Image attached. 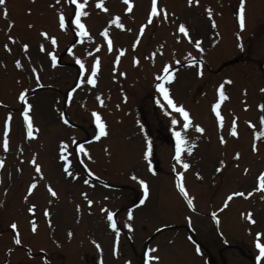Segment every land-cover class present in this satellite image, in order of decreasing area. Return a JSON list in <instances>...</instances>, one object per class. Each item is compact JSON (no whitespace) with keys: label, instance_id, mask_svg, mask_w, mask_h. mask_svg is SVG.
<instances>
[{"label":"rangeland","instance_id":"obj_1","mask_svg":"<svg viewBox=\"0 0 264 264\" xmlns=\"http://www.w3.org/2000/svg\"><path fill=\"white\" fill-rule=\"evenodd\" d=\"M131 2L132 10L125 13L122 0H103L108 12L96 8V0H87L84 11L89 15L81 20L89 35L79 36L78 43L71 23L75 5L67 0H6L0 6V160L4 161L0 167V264H139L144 250L159 257L150 264H203L197 253L227 244L249 249L254 264H264V258L257 262L255 248L257 232L264 243V191L259 190L264 185L260 176L264 172V126L260 123L264 117V0H245L243 6L240 0H193L192 4L188 0H157L158 8L166 9L167 19L161 13L146 24L135 49L132 43L139 26L146 23L151 0ZM58 13L66 17L63 30L58 26ZM114 16L120 17L123 29L108 23ZM181 23L190 39L178 31ZM105 27L114 45L112 53L106 51L100 35ZM41 31L55 37L57 44L53 46ZM197 40L203 51L195 46ZM23 44H28L26 50ZM66 46L72 49L71 54ZM118 49L124 54L114 64ZM49 51L58 61L55 67ZM134 57L139 61L135 66ZM77 58L84 63L86 74L99 58L95 86L85 81L76 88L77 82L85 80L75 63ZM16 60L21 68L16 67ZM164 64L170 65L174 77L164 86L174 102L190 114L192 126L187 129L182 127V116L167 108L155 89L159 82L155 77L163 75ZM119 72L126 75L120 77ZM221 84L226 99L217 93ZM40 85L49 87L25 96L33 125V137L29 138L18 96L20 91L26 95ZM55 90L71 92L65 112ZM217 100L222 117L219 123L211 110ZM92 111L100 115L107 135L78 145L77 149L83 145L87 152L84 155L76 149L78 163L73 143L84 138L85 132L91 133L90 125L95 124ZM63 116L75 127H69ZM6 119L7 151L3 148ZM173 119L176 125L171 123ZM140 120H144L142 124ZM233 120L235 137L230 135ZM194 125L204 132H196ZM173 131H180L194 145L191 154L182 153L190 165L187 170L172 159ZM162 136L174 140L164 142ZM61 141L67 145L66 161L59 159ZM149 145L154 148L157 172L148 170L150 155L148 160L143 158ZM236 153L239 159L234 158ZM34 155L42 176L29 163ZM221 161L224 167L217 172ZM65 162L71 175L63 169ZM174 168L193 200L191 209L175 185ZM140 180L147 185L146 196ZM32 182L37 186L28 194ZM49 186L55 196L48 192ZM254 188L257 191L247 196ZM233 192L245 196H234L225 207L226 197ZM85 196L93 201L91 205ZM30 205L35 206L33 213L27 211ZM108 211L113 213L115 229L108 227ZM249 212L254 223L246 218ZM13 222L17 224L15 232L10 227ZM182 225L193 230L192 240ZM17 236L18 245L14 243ZM234 252L226 254L232 257ZM236 261L246 264L244 259Z\"/></svg>","mask_w":264,"mask_h":264},{"label":"snow or ice","instance_id":"obj_2","mask_svg":"<svg viewBox=\"0 0 264 264\" xmlns=\"http://www.w3.org/2000/svg\"><path fill=\"white\" fill-rule=\"evenodd\" d=\"M5 2H6V0H0V6L5 5ZM56 2L59 3V0H56ZM188 2H189V4H192L193 3V0H188ZM197 2H198V0H197ZM244 2H245V0H240L241 6H243ZM67 3L72 4V5H75V16H74V18L71 19V23L75 26L76 35L78 37L79 36H88L89 34L86 31L85 24L81 20L82 17H86V16L89 15V13L87 11H84V9L86 7V4H87V0H84V2H78V0H67ZM122 3H123V5L126 6L123 9V11L125 13H128V12H130L132 10L133 4H132L131 0H122ZM95 7L98 8V9H100L103 12H108V9L103 4V0H96ZM206 11H208L209 16L211 17V11L209 9H206ZM240 11H241V15L239 17V22H240V27L243 28L244 27L243 7H241V10ZM29 12H30V9H29ZM161 13L164 14V18L167 19L166 9H164V8H158L157 0H151V8H150V11L148 12L147 19H146V23H143V24H141L139 26V32H138V34H137L134 42L132 43V48L133 49H135L137 47V44H138V42L140 40V37H141V35L143 34V32L145 30L146 24H151L153 22V18L154 17H158V15L161 14ZM3 15L5 17L7 16L6 9L3 11ZM65 20H66L65 15L63 13H58V26H59V28L61 30H63L65 28ZM108 23L109 24H114L119 29H123L124 28V25L122 23H120V17L119 16L112 17V19H110L108 21ZM11 26L12 25L10 23L9 24V28H11ZM29 27H31V25H29ZM213 27H215L214 24H213ZM129 31H131V29H129ZM178 31L180 33H182L185 38H189L190 39L189 34H188V30L186 29V27H185V25L183 23L179 24ZM40 35L42 37H44L46 40H50V42H51V44L53 46H55L57 44L56 38L49 36V34L47 32L41 31L40 32ZM100 35L103 36L104 40L107 42L108 51L109 52H112L113 51V44H112V40L109 38L108 28L105 27L100 32ZM8 39L10 41H13L14 42V38L13 37L9 36ZM89 39H91V37H89ZM195 46L200 51H203V49L200 48V41L199 40L195 41ZM4 47H5L6 50H9L10 51V49H8V45L7 44L4 45ZM21 47H22L23 50H26L28 48V44H23V45H21ZM40 51L41 52H44L45 51V48H44L43 45L40 46ZM68 52L71 54L72 49L69 48L68 49ZM123 54H124V51L122 49H118L117 50L116 57H115V60H114L113 63L114 64L115 63H118L119 60H120V57ZM47 55L51 58V64H52V66L55 67L56 66V56L52 52H50V51L47 52ZM189 59L191 60L192 63H195V60H192L191 57ZM75 63L77 65H79L81 77H85V80H82V81L77 82L76 88H79L80 87V84L83 83V82H85V81H86V83L88 85L95 86L97 84V80H96L95 77L97 76V72H98V68H99V58H95L93 60V62L91 63V68H90V73L89 74H86L85 73V65H84V63L80 59L77 58L75 60ZM138 63H139V61L134 57L133 58V65L135 66ZM177 63H179V61H177ZM15 65H16L17 68H21L22 67L21 62L19 60H16L15 61ZM112 70H113V72H116L117 71V69L115 67ZM32 71L35 74L36 70L33 69ZM162 71H163V75L162 76L161 75H156V77H155V80L156 81H159V82H157L155 84V89L160 94V96L163 98V101L166 102L167 108L172 109L173 111L179 113L180 116H182V118H183L182 127H183V129H187L190 126H192V121H191L190 114L182 106H178L174 102V100L169 95V89L164 86V82L165 81L170 82L172 79H174V77L172 75V70L170 68V65L164 64ZM125 75H126V73L119 72V76L120 77H124ZM197 75L198 76L202 75V72L199 69L197 71ZM227 82H230V81H227ZM37 85H39V79L38 78H37ZM222 89H223V84H221L217 88V93L219 94V96L221 97V99H226L227 97L224 95ZM73 91H75V89H73ZM261 91H264V89H261ZM69 96H71V92L69 93ZM18 99L20 100V102L23 105V120H24V123H25V125L27 127V136L29 138H32L33 137V125H32V122H31V118H30V116L28 114L29 113L30 105H28L27 103H25V91H20L19 92ZM96 99L101 104H103V101L101 100L100 96H97ZM156 103L159 104V105H161V107H163V104H161V101L160 100H157ZM219 104H220V100H217L216 103H214L211 106L212 112H214L216 114V119H217L218 123L222 120V117H221L220 113L217 111V108H218ZM168 114L170 115V113H168ZM91 116H92V118L94 120L95 129H96L95 134L93 136V139L98 140V139H100V137L107 135L106 125L104 124V122L102 121L100 115L96 111H92ZM9 119H10V116H9ZM9 119H6L4 121L3 148H4L5 151H7V149H8L7 132H8V128H9ZM64 122L67 123L66 120ZM171 123L173 125H176L177 124V120L173 119V120H171ZM260 123H261L262 126H264V117H261L260 118ZM250 126H251V123H250ZM194 127H195V131L196 132H199V133H203L204 132V129L202 127H200L199 125H194ZM172 135L175 137V154L172 157V159L176 162L177 165H180L183 169L187 170L190 167V165H189V163H187V162L184 161L183 156H182V153L183 152H187L188 154H191L192 151H193L194 145L189 144L188 141L182 136V134H181L180 131H173ZM230 135L231 136H234V137L237 136L235 120H233V122H232V127L230 129ZM220 143L221 144L225 143V140L223 139V137L220 138ZM66 148H67V145L63 141H61L60 142V147H59V153H60L59 159L61 161H66V157L64 155V153L66 151ZM251 150L253 152L257 151V147H256V144L255 143L252 144ZM77 151L79 153H82L84 155H87V152L85 151L83 145H81L77 149ZM149 153H150V145L143 152V158H144V160H148ZM234 158L235 159H239V153H236L235 156H234ZM3 163H4V161L3 160H0V167L3 166ZM29 163L33 166L35 172L41 174V176H42L41 167L36 162L35 155L29 161ZM223 167H224V163H223V161H221L220 162V166L216 168V171L217 172H220ZM63 169H64L65 173L71 175V173H69V170H68V163L67 162H65L63 164ZM17 170L19 171L20 169H17ZM148 170H149V172L152 171L151 164L148 165ZM173 171H176V169L174 168ZM246 171H247V169H245V172ZM88 174L89 175H92V173L90 171H89ZM260 176L262 178H264V172H261L260 173ZM197 178H199V174L198 173H197ZM84 183L87 184L88 181L85 180ZM139 183H140V187L144 190V193H145V196H146L147 195V185H146L145 181L144 180H140ZM175 185H176L177 189L179 190L180 194L184 197V199H185V201L187 203V206L190 209L193 208V200L191 198H189L188 193H187L185 187L182 185V176H181V173L178 172V171H176ZM36 186L37 185H36L35 182L30 183L28 185L27 189H26L27 193L28 194H31L33 192V190L36 188ZM47 190H48V192L52 196H55L56 195L55 191L50 186L47 188ZM259 190L260 191H264V185H262ZM254 191H257V189L254 188L253 191L248 192L246 195L247 196H252ZM81 195H84V194L82 193ZM234 196H245V193L244 192H233V193L229 194L226 197L225 201H224V206L225 207L227 206L228 201H230ZM261 198L264 199V196H262ZM85 199L87 200V197L86 196H85ZM25 200H27V196H25ZM87 203L89 205H91L93 203V201L92 200H87ZM143 203H144V201L141 200V204H143ZM34 208H35L34 205H30L27 208V211L29 213H33L34 212ZM78 210H79V205H77V211ZM101 211H104V209H101ZM44 214H45V216H47L48 215V212L45 211ZM242 215H244V214H242ZM212 218L214 220L217 219L215 212L212 213ZM246 218L248 219L249 223H254V220L252 219V216H251V212H249L247 214ZM129 219H131V212H129ZM107 221H108V227L109 228H112V229H115L116 228V224L113 222V213L111 211H108L107 212ZM10 227L15 232L16 229H17V224L15 222H13L10 225ZM32 230L33 231L36 230V225L35 224H32ZM261 235L262 234L259 233V232L256 233L257 240L255 241V248L258 250V255H256L257 262H259L261 260V258H264V243H261L259 241V237ZM14 243L17 244V245L21 243V241L18 238V236L16 238H14ZM150 251H155V249H151ZM197 251H199V250H197ZM158 260H159V257L150 256V255H148L146 253L145 254V262H144V264H149L150 261H158Z\"/></svg>","mask_w":264,"mask_h":264},{"label":"flooded vegetation","instance_id":"obj_3","mask_svg":"<svg viewBox=\"0 0 264 264\" xmlns=\"http://www.w3.org/2000/svg\"><path fill=\"white\" fill-rule=\"evenodd\" d=\"M240 250L242 251V249H240ZM221 251L222 250L217 249L216 251H214L213 254H211V255L209 254L210 257L205 258L206 263L210 262V264H235V260L241 261V259H242L241 253L237 254V255L235 254L231 257V255H229V254L225 255V254L221 253ZM248 252H249V250L246 249L243 256L245 255V257H249L250 255ZM235 256H238V257H235ZM245 261H247V260H245Z\"/></svg>","mask_w":264,"mask_h":264}]
</instances>
